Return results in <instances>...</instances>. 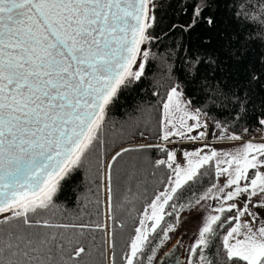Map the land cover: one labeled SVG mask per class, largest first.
<instances>
[{
	"label": "snow or ice",
	"instance_id": "snow-or-ice-1",
	"mask_svg": "<svg viewBox=\"0 0 264 264\" xmlns=\"http://www.w3.org/2000/svg\"><path fill=\"white\" fill-rule=\"evenodd\" d=\"M219 3L196 0L190 22L164 33L179 28L188 41L160 52L157 0H0V264H81L90 255L81 237L94 231L106 237L101 264H117L116 227L125 222L117 224L113 173L125 154L152 150L166 157L154 161L152 175L166 171L133 217L123 264H153L172 233L165 257L184 247L186 264H264V217L253 211L264 209V142L212 146L243 141L253 121L264 130V55L250 57L264 47V0H225L234 27L217 31L210 50L213 36L197 43L192 33L200 23L217 27L211 10ZM137 90L154 99L126 113L120 131L134 135L155 112L159 143L120 146L109 157L116 142L108 136L110 112L124 92ZM177 141L201 146L182 150L181 163L168 147ZM209 170L212 181L185 199L183 191L203 184ZM126 174L132 193L136 165ZM93 188L111 225L78 222L82 214L60 202L86 208ZM61 210L67 215L57 218ZM192 210L202 223L184 245L181 214Z\"/></svg>",
	"mask_w": 264,
	"mask_h": 264
},
{
	"label": "trees",
	"instance_id": "trees-1",
	"mask_svg": "<svg viewBox=\"0 0 264 264\" xmlns=\"http://www.w3.org/2000/svg\"><path fill=\"white\" fill-rule=\"evenodd\" d=\"M196 0H157L160 7L157 8V28L156 32L161 35L162 40L159 44V51L163 52L166 49L175 47L181 42L188 41V35L183 33L181 29L177 28L176 30L164 35L167 29L173 24H188L192 15V7ZM185 8L187 12L185 13ZM210 13L206 11L205 16ZM211 14L214 15L217 27L209 30L207 25L200 23L194 29L192 36L196 39V42H200L201 37L213 36V42L211 45H208V48L211 50L218 46L217 39H215V33L217 31L223 32L226 28L229 30L234 27L230 25L229 19L226 15L225 9V0H220L219 6L211 10ZM155 50V49H154ZM264 55V47L256 45L251 53L250 57L252 60H256L257 57ZM157 71L155 68V63L153 64V72ZM153 73H149V80L152 79ZM148 84V81L145 82ZM163 91V89H161ZM264 92V89H260ZM150 93L145 90L137 91H126L121 95L120 101L117 103L115 108L110 112V120L108 126V136L116 140L115 143L109 145V157L111 154H114V150H119L120 146L130 147L135 142L141 141L143 143H159L157 138L158 124L156 119L158 118V113H153V118L150 122L145 124L143 120L139 125V129L135 131V134H131L132 130L126 132H121L122 122L127 119L126 113L134 112L137 105L145 103L147 100H152ZM139 115V113H136ZM250 132L257 129L255 122L250 125ZM143 131L145 137H141L139 132ZM158 158H166L163 153H160L158 150H152L151 152L145 153H128L125 154V158L121 161L120 164L116 166V170L113 173L114 179V199L113 204L115 208V215L117 218V224L120 221L125 222V227L121 230L119 227H116L117 233V264H123V261L120 259L123 252L126 251V241L129 236L132 234L134 227L136 226V220L133 217H138L142 211L143 204L146 199L150 198L154 190L159 186V178L166 171L164 169L157 170L156 176L152 175V164ZM131 165H136L138 169V178L137 182L132 183V193L128 192L129 182L127 177V170ZM214 175V170H209L208 175L203 177V184L198 182L196 185L186 188L183 191V197L186 199L191 195L192 192L199 193L203 190V187L212 181ZM147 189V196L138 197L134 195L138 190L143 192L144 189ZM99 195L95 188H93V202L89 204L86 208L81 205H77L74 200L68 199L64 200L61 198V203L67 207V209L74 213L82 214V221L78 222H107L111 225V221H106L105 213V204L103 203L104 197L101 196V203L99 206L95 203V196ZM125 196L128 200H131L132 203H126ZM129 210H131V215H129ZM61 215H67L63 213V210L57 212V218ZM171 220V218H166ZM64 222H70L69 220H64ZM166 226V223L164 224ZM159 233V229H158ZM102 238L106 239L104 233L100 231L86 232L84 237H81L82 242L85 247L89 249L90 255H85L82 258L81 264H101L100 259V250L106 248V245L102 243ZM159 240V235L155 237L154 243ZM146 263V262H145ZM104 264H108L107 259L105 258Z\"/></svg>",
	"mask_w": 264,
	"mask_h": 264
},
{
	"label": "rangeland",
	"instance_id": "rangeland-1",
	"mask_svg": "<svg viewBox=\"0 0 264 264\" xmlns=\"http://www.w3.org/2000/svg\"><path fill=\"white\" fill-rule=\"evenodd\" d=\"M248 140H252L255 143L264 142V130L257 127L256 130L244 135L243 141H216L212 146L215 147L216 149L230 151V150H234L235 148L240 146L244 141H248ZM138 142H140V144L143 143L141 141ZM200 146L201 143H191V142H183V141H177L175 144L168 145L170 149L175 148L177 150L178 162L181 163H183L182 150L184 149L192 150ZM221 183H223V179L221 180ZM253 211L257 212L260 215V217H264V209H253ZM181 216H182V220H181V227L179 229V232L181 234V239L183 240V244L188 245L191 242H193L195 234L202 223V213L199 210H192V211L183 212ZM245 219L250 220L251 217H245ZM257 222H259V220ZM171 236L173 239L168 240L163 245V247L159 248L156 254V260L153 262V264H157V262L161 261V259H163V264H186L188 254L186 248L184 247L172 249L167 257L162 255L165 252L164 251L162 253L163 249L166 250L171 247V245L169 244L172 243L173 240L176 238V233H172ZM178 261L179 263H177Z\"/></svg>",
	"mask_w": 264,
	"mask_h": 264
},
{
	"label": "flooded vegetation",
	"instance_id": "flooded-vegetation-1",
	"mask_svg": "<svg viewBox=\"0 0 264 264\" xmlns=\"http://www.w3.org/2000/svg\"><path fill=\"white\" fill-rule=\"evenodd\" d=\"M173 243V242H172ZM172 243H170L169 245H172ZM169 245H167V246H169ZM165 248H167V247H165ZM165 251V249H163V251H162V253ZM161 253V254H162ZM162 255H164V253L162 254ZM160 258H162V257H160ZM180 259V258H179ZM178 260V259H177ZM180 261V260H179ZM179 261L177 262V263H179Z\"/></svg>",
	"mask_w": 264,
	"mask_h": 264
},
{
	"label": "built area",
	"instance_id": "built-area-1",
	"mask_svg": "<svg viewBox=\"0 0 264 264\" xmlns=\"http://www.w3.org/2000/svg\"><path fill=\"white\" fill-rule=\"evenodd\" d=\"M134 144H140V142H135Z\"/></svg>",
	"mask_w": 264,
	"mask_h": 264
}]
</instances>
